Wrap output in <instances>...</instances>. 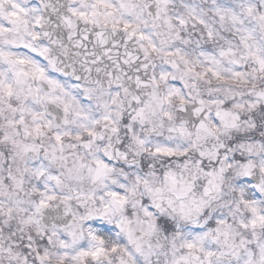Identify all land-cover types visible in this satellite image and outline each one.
<instances>
[{
    "label": "clouds",
    "instance_id": "1",
    "mask_svg": "<svg viewBox=\"0 0 264 264\" xmlns=\"http://www.w3.org/2000/svg\"><path fill=\"white\" fill-rule=\"evenodd\" d=\"M262 217L264 0H0V264H264Z\"/></svg>",
    "mask_w": 264,
    "mask_h": 264
},
{
    "label": "snow or ice",
    "instance_id": "2",
    "mask_svg": "<svg viewBox=\"0 0 264 264\" xmlns=\"http://www.w3.org/2000/svg\"><path fill=\"white\" fill-rule=\"evenodd\" d=\"M128 27V25H125V28H127ZM141 39H143V37L141 36ZM44 51L46 52V51H48L46 48L44 49ZM25 61H23V60H21V61H19V63H24ZM41 71V78H43V71L42 70H40ZM50 84L51 83H55V82H53V81H48ZM9 93H11V89H9ZM89 135H91V133H89ZM46 206V205H45ZM261 219H264V217H262ZM187 247L189 248V249H191L192 247H193V245L192 244H189V245H187ZM113 251H115V249H113ZM101 252H102V250H98L97 252H95V253H88V252H84V253H82L81 254V261H80V264H85V260H84V258H86V257H88L89 255H91L92 257H93V259H95V258H97L100 254H101ZM207 255L208 256H211L212 255V253L211 252H209V253H207Z\"/></svg>",
    "mask_w": 264,
    "mask_h": 264
}]
</instances>
